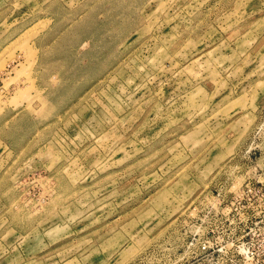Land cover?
Segmentation results:
<instances>
[{
  "label": "rangeland",
  "instance_id": "rangeland-1",
  "mask_svg": "<svg viewBox=\"0 0 264 264\" xmlns=\"http://www.w3.org/2000/svg\"><path fill=\"white\" fill-rule=\"evenodd\" d=\"M0 264H264V0H0Z\"/></svg>",
  "mask_w": 264,
  "mask_h": 264
}]
</instances>
